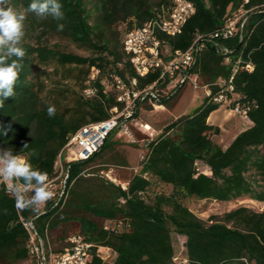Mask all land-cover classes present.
<instances>
[{
  "label": "trees",
  "instance_id": "trees-1",
  "mask_svg": "<svg viewBox=\"0 0 264 264\" xmlns=\"http://www.w3.org/2000/svg\"><path fill=\"white\" fill-rule=\"evenodd\" d=\"M195 13L177 35L160 33V39L172 50L186 51L198 35L215 36L228 15L244 7L249 17L243 30L234 36H216L206 41L192 68L202 86L229 79L233 63L217 52L219 44L231 50L233 60L251 63L253 70L240 68L233 84L240 102L250 106L253 124L241 131L227 148L214 138L219 126L210 124L211 113L221 106L214 102L219 88L192 112L183 114L150 139L141 169L126 189L100 175L92 186H80L88 168L113 146V131L103 147L91 159L70 163L67 199L61 205L50 200L38 215L18 211L15 201L0 183V264H13L33 258L30 234L24 221L34 220L45 241L50 231L64 223L78 221L81 234L92 242L88 264H177L173 234L185 238L189 264H264V211L241 206L225 215L224 221L207 223L187 205L189 198L231 201L244 196L264 201V0H189ZM63 20L37 18L26 14L22 47L26 51L23 69L16 83V95L0 108V148H11L33 168L53 176L55 163L69 137L86 124L109 119L111 110L124 107L114 93L105 90V81L114 86V76L127 83L137 79V88L155 82L160 71L140 76L123 47V31L140 27L172 0H59ZM26 10L31 0H10ZM133 19V20H129ZM63 24L58 30L57 25ZM49 35L64 38L89 51L88 55L61 50L46 41ZM56 63L53 72L49 67ZM59 68L61 78L54 77ZM98 70L94 79L93 70ZM95 88V94L84 91ZM184 87L159 104L175 107ZM56 114L49 117L47 109ZM137 115V114H136ZM7 129V134H4ZM26 145V146H25ZM209 170H200L199 163ZM103 170V168L101 169ZM254 173V176H251ZM257 176L259 178H257ZM151 177L170 187V192H152ZM124 198L125 201L121 202ZM99 218L111 225H99ZM122 222V227H113ZM53 253L58 256L69 244ZM101 247L112 249L114 256L105 260ZM46 252V248H45ZM52 253V252H51ZM51 253L46 252L49 263ZM35 259V258H34Z\"/></svg>",
  "mask_w": 264,
  "mask_h": 264
},
{
  "label": "built area",
  "instance_id": "built-area-1",
  "mask_svg": "<svg viewBox=\"0 0 264 264\" xmlns=\"http://www.w3.org/2000/svg\"><path fill=\"white\" fill-rule=\"evenodd\" d=\"M172 2L169 9H162L142 26L134 27L131 30H122L123 47L136 72L140 76H146L150 72L160 71V83L167 82L166 85L160 87L157 81L141 89L137 88L136 78L129 84L120 76H114L117 100L124 107L121 110L118 107L113 108L117 113L116 115H112L109 119L103 121L86 124L69 137L55 163V175L50 176L47 174L51 190L55 193L53 201L56 205H63L66 202L70 163L91 159L100 151L110 134L118 128L124 135L132 138L129 121L134 119L138 110L146 102L153 106H160L159 103L162 99L173 95L179 88L188 83H191L195 88L204 87L206 95H212V85H215L219 88V92L214 96V102L226 105L248 118L250 106L243 105L240 102L241 96L235 92L233 79L240 68L253 70L251 63L242 65L240 58L236 61L233 60L230 55L231 50L216 44V50L219 54L225 56V62L234 64L233 74L230 78L228 80L219 79L214 84L202 86L199 76L192 72V68L198 54L207 47L206 41L216 36L229 38L241 32L249 17L250 10L244 7L239 8L228 15L221 31L215 36L198 35L186 51H172L160 39L159 34L177 35L196 10L194 3L189 0H172ZM97 74L98 70H93L91 78L94 79ZM86 91L92 96L96 90L95 88H88ZM144 157L145 155L141 159L143 160ZM0 183L4 182L0 181ZM122 187L126 189L127 185H122ZM124 201L125 199L122 198L121 202ZM24 226L30 234L29 247L33 258L39 264H48L44 242L37 232L34 220L24 221ZM121 227L122 222H118L113 228L119 229ZM68 242L69 244L62 254L51 256L50 264H88L94 244L86 240L81 234L72 235ZM100 250L105 260L112 257L111 248L101 247Z\"/></svg>",
  "mask_w": 264,
  "mask_h": 264
},
{
  "label": "rangeland",
  "instance_id": "rangeland-1",
  "mask_svg": "<svg viewBox=\"0 0 264 264\" xmlns=\"http://www.w3.org/2000/svg\"><path fill=\"white\" fill-rule=\"evenodd\" d=\"M17 11H23L17 8L14 5H11ZM133 20V19H129ZM117 27L119 30H125V25L118 22ZM46 41L51 45H57L61 50L66 52H73L81 55H88L89 51H86L82 48H79L72 42L67 39L57 37L55 35H49L46 38ZM57 66L56 63L52 64L49 67V70L53 72L54 68ZM63 69L59 68L58 74H54V77L61 78L64 76ZM105 90L107 92H115L112 83L109 81H105ZM86 96H91L84 91ZM206 97V89L204 87L195 88L191 83L185 85V87L181 91V95L178 99L177 104L174 108H172L173 115H182L188 114L192 112L198 105H200L204 98ZM224 105L223 109L219 111L215 116V118H219L223 120V125L225 132H223L222 136L218 137L217 141L224 145V142L227 138L233 134L235 131L243 127V115L238 112H235L232 109H226ZM168 108L167 106H165ZM154 110V111H153ZM159 110H165V108L153 106L150 103L146 102L142 105V107L138 110L137 115L134 119L129 121L130 130L132 132V138L128 135H124L120 128L116 130V133L112 138L118 140V145L116 146V151L106 157V166L97 167L92 165L88 168V171L83 175L84 180H82L79 185L80 186H92L94 182L100 179V175L105 176L109 180H112L115 184L121 185L125 184V181L132 177L134 171L137 169L140 170L141 165V157L146 154L147 147L146 143L149 139L157 136V131L154 129L153 123L157 125L166 124L169 119L165 118ZM112 115H116L117 113L114 109L111 110ZM130 157L131 165L129 167H124V165L120 164L121 160ZM100 159V158H99ZM98 159V160H99ZM96 160V162L98 161ZM200 170L208 171L209 168L203 164L199 163ZM103 171L101 172V169ZM107 173V175H106ZM251 176H254V173H251ZM257 178H259L257 176ZM152 192H170V187L160 182L156 177H151ZM128 186V185H127ZM189 208L201 219L206 221L207 223H212L213 221H224L225 215L241 206H246L253 211L263 212L264 211V201H257L251 199L247 196L231 200V201H217L211 199H199V198H189L186 200ZM97 220L99 225H104L106 227L111 224L106 220L94 218ZM81 231V224L78 221L68 222L61 224L54 230L50 231L48 234V238L45 241L46 252L51 253V256H54L53 253L60 250L65 246V240L68 236L73 233H77ZM185 238L183 236H178L173 234V243L175 246V255H176V263L177 264H189L187 260L186 248L184 245ZM112 256L114 253L112 252ZM13 264H39L34 258H28L26 260L13 263ZM50 264V261L49 263Z\"/></svg>",
  "mask_w": 264,
  "mask_h": 264
},
{
  "label": "clouds",
  "instance_id": "clouds-1",
  "mask_svg": "<svg viewBox=\"0 0 264 264\" xmlns=\"http://www.w3.org/2000/svg\"><path fill=\"white\" fill-rule=\"evenodd\" d=\"M27 13L40 19L52 17L60 21L64 18L59 0H31L24 11H17L11 6L10 0H0V108L7 99L16 95V83L26 57L22 42ZM57 28L62 30L63 24H58ZM47 112L49 117H53L56 109L49 106ZM4 134H7V129H4ZM0 181L6 184L18 211L27 210L38 215L47 202L55 197L47 174L33 168L19 154H13L11 148H0Z\"/></svg>",
  "mask_w": 264,
  "mask_h": 264
},
{
  "label": "crops",
  "instance_id": "crops-1",
  "mask_svg": "<svg viewBox=\"0 0 264 264\" xmlns=\"http://www.w3.org/2000/svg\"><path fill=\"white\" fill-rule=\"evenodd\" d=\"M185 87V86H184ZM157 107H162V108H165V110H159L160 111V113L165 117V118H168L169 119V121L166 123V124H164V125H162V126H160V125H157V124H155V123H153V125H154V129H155V131H157V136L159 135V134H161L162 133V131H163V128L166 126V125H168L170 122H172L174 119H176V118H178L179 116H181V115H173L172 114V109H169V108H166L165 107V105H160V106H157ZM223 107H224V105H221L220 107H219V109H217V110H215V111H213L212 113H211V115H210V117L208 118V122L210 123V124H213V125H216V126H219L220 128H221V134L220 135H216V136H214V138H215V140L217 141V139H218V137H220V136H222V134H223V132H225V124L223 125V120H220L219 118H215V116L214 115H216L219 111H221L222 109H223ZM226 107V109L228 108L229 110H230V108L228 107V106H225ZM154 111V110H153ZM183 115V114H182ZM253 124V122L249 119V117L248 118H243V127H241L240 129H238L237 131H235L233 134H231L228 138H227V140L224 142V145L223 144H221V143H219L218 141V143L222 146V147H224V148H227L229 145H230V143L233 141V139L241 132V131H243V130H245V129H247L248 127H250L251 125ZM156 137V136H155ZM152 139V138H151ZM112 140L114 141L113 143V146H112V148L111 149H109V150H106V151H104V152H102V154H101V157H100V159L97 161V162H95L94 163V166H97V167H102V166H106L107 164H106V157H108L109 155H111L112 153H114L115 151H116V146L118 145V140H116V139H114V138H112ZM150 140V139H149ZM148 140V141H149ZM147 144V143H146ZM131 160H130V157L129 158H125L124 160H121L120 161V164L121 165H124V167H129V165H131V162H130ZM140 167H141V165H140ZM141 169V168H140ZM103 170H101V172H102ZM140 171V170H139ZM137 169L134 171V174H136V173H138L139 172ZM103 173H104V171H103ZM133 174V175H134ZM106 175H107V173H106ZM132 175V176H133ZM112 181V180H111ZM129 181H130V178L128 179V180H126L125 181V184H122V185H128L129 184ZM113 182V181H112Z\"/></svg>",
  "mask_w": 264,
  "mask_h": 264
}]
</instances>
